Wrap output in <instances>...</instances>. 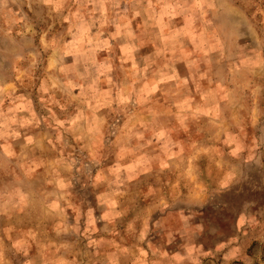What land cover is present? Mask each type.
Masks as SVG:
<instances>
[{"label": "clouds", "instance_id": "1", "mask_svg": "<svg viewBox=\"0 0 264 264\" xmlns=\"http://www.w3.org/2000/svg\"><path fill=\"white\" fill-rule=\"evenodd\" d=\"M251 166L264 0H0V264H264Z\"/></svg>", "mask_w": 264, "mask_h": 264}, {"label": "rangeland", "instance_id": "2", "mask_svg": "<svg viewBox=\"0 0 264 264\" xmlns=\"http://www.w3.org/2000/svg\"><path fill=\"white\" fill-rule=\"evenodd\" d=\"M9 6L16 11V5ZM247 171V179H241L238 184L221 192L204 209L200 219L206 226L229 219L246 198L264 199V169L251 166Z\"/></svg>", "mask_w": 264, "mask_h": 264}]
</instances>
